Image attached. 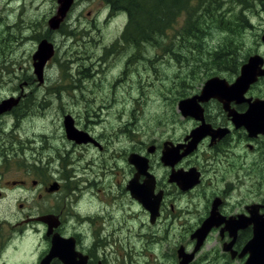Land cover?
I'll use <instances>...</instances> for the list:
<instances>
[{"label":"flooded vegetation","instance_id":"flooded-vegetation-1","mask_svg":"<svg viewBox=\"0 0 264 264\" xmlns=\"http://www.w3.org/2000/svg\"><path fill=\"white\" fill-rule=\"evenodd\" d=\"M15 1L6 0L7 8L11 9L9 4ZM77 1L73 0L61 25H64L69 12ZM98 1L107 7L108 16L118 14L116 12L118 0ZM52 9V14L48 17L47 22L56 13L57 0H52ZM120 14L127 19L125 13ZM8 19L6 15V20L0 23V104L10 98H18V101L10 110L0 114V166L2 170L9 159L18 158V154L22 153L24 147L20 138L18 119L22 114V107L25 105L23 102L25 98L35 100L38 87L46 80V67L54 58L53 55L45 64L43 82L40 84L33 71L32 56L31 66L28 69L23 66L19 58H15V60L10 57L15 51H11V55L4 57L2 52L6 47L5 42L9 45H12L11 42H19V38L15 36L18 30L16 22L8 24ZM40 23V20L33 22V19H30L29 22L23 21L20 38L25 40L27 36L34 35L33 38L37 45L43 39L52 43L53 30H50L46 23L47 26L40 32ZM46 24L44 23V25ZM3 30H5L4 33ZM27 31L30 32L29 35H26ZM263 32L264 27L253 36L251 44L246 46L244 51L241 52L238 49L225 52L226 58L223 67L218 62L217 71L204 79L196 91H192L189 95H183L179 99L181 101L198 96L205 81L214 77L225 80L229 86L232 85L240 75L241 67L247 64L251 57L258 56L261 58V65L257 63L254 67L257 74H255L254 81L246 87L240 97L241 100L229 102L228 110H224L223 105L213 98L207 101H198L202 111L201 119L182 116L175 109L174 117H168L164 122V135L158 138V143L152 140L140 142V145L145 144L144 148L148 144L150 145L146 149L143 147L136 149L135 146L124 149L123 145H119L120 149L117 156L114 155L116 158L111 169L102 166L99 171L100 162L98 159L97 161L87 159L90 162L86 164L87 167L75 166L67 171L62 168V165H58L57 169L56 160L60 158H54L52 153L56 154V148L53 149L55 146L51 141H46L45 149L42 146L46 152H41L33 146L29 147L31 157H29L30 160H28L29 158H25V160L27 163L31 162V166L35 170H48V179H41V176L37 175L38 170L35 173L32 170L28 171L19 179H0V201H3L5 197L3 190H25L23 193H27V197H31V191L34 189L36 195H34V200L30 198L31 200L35 202L37 199L49 197L51 205L43 213L40 212L38 205H35L34 208L26 206L27 200H25L27 202L25 204H18L20 218L14 226H10L11 233L6 235L0 229V264H26L23 260L14 258L9 259V263H7L8 259H1V257L2 254L9 251L8 242L12 239H19L20 236L21 239H24L26 235L23 232L29 228L33 229L37 242L35 256L31 258L30 264H39L47 254L53 234L69 240V245L73 246L74 254L78 258L80 257V260L85 258L84 264H117L106 257L105 251L108 249L109 242L102 237L105 230L104 213L111 227L117 225L119 221L118 218L114 221L115 215L110 213L117 210L115 207L124 212L121 222L127 230L130 229L126 224L134 223L138 219V225L150 231L147 241L142 244V247L147 248L148 246L160 251V258L155 256L152 260L155 264H246L250 257L247 245L254 237L257 224L264 222V53L259 51L260 48H257L264 47ZM5 35L7 36L5 37ZM40 36L46 37L39 39ZM119 40L121 43L117 40L114 47H130L124 43L121 35ZM130 54H133V51H128L127 56ZM232 60H235L236 63ZM183 82L182 79L181 86ZM8 86L11 87V91L3 95V90ZM166 102L165 99L161 103L165 104ZM34 107L32 106V110ZM249 110L254 111L252 117H256V126L259 130L254 135L249 133L245 125L237 127L232 121V113L242 116ZM131 119L135 122L134 117ZM133 121L128 122V125L134 124ZM75 125L77 130L86 133L92 141L79 145L68 140L64 135L65 140L70 142V146L81 147L85 150L86 147L93 148L99 154L108 151L110 153L111 150L112 153L114 152L115 147L107 145L114 141L115 135H117L115 129L112 138H107L105 135L108 142L104 146L88 130H80ZM201 125L206 126L214 136L203 137L193 150L186 152L187 148L184 145L188 141L185 138L192 130ZM130 130L133 131L125 128L122 132L129 134ZM41 136L46 137L47 140L50 139V134L49 137L48 135ZM32 141L34 142V139ZM166 152L169 153V157L163 154ZM131 154H137L146 160L147 173L154 181L153 194L155 196L160 194L157 215L154 219L150 212L127 190L129 181L137 172L136 168L128 162ZM122 161H124V166L119 168L118 164ZM39 164L44 166H39ZM191 170L197 178V183L191 188L184 190L177 181H170L171 175L178 172L183 174ZM62 171L63 175H61ZM145 179L146 177L141 174L137 180L139 184H143ZM70 180H75V184L72 185ZM49 181L51 183L48 184ZM28 184L32 187H28ZM51 185H55V188L50 191ZM102 193L105 201L101 199ZM184 198L187 199V207L179 208ZM44 215L55 217L57 222V227L53 228L50 236H46L47 226L42 222L35 221L36 218ZM132 215L133 217H131ZM212 215V226L202 238L200 230ZM111 219L114 223L111 222ZM117 227L119 226L117 225ZM40 231H42V239L45 242L42 251H40ZM143 231V235L138 233L139 237H143L145 233L148 234L145 230ZM169 244H172L171 249L167 248ZM10 251L12 255H17L19 248L14 246ZM139 255L143 256V253H139ZM50 264L62 263L53 258ZM123 264L125 263L123 262Z\"/></svg>","mask_w":264,"mask_h":264},{"label":"rangeland","instance_id":"rangeland-1","mask_svg":"<svg viewBox=\"0 0 264 264\" xmlns=\"http://www.w3.org/2000/svg\"><path fill=\"white\" fill-rule=\"evenodd\" d=\"M223 1L225 17L233 19V14L241 12L244 18L251 23V29L244 28L236 39L242 52L246 46L251 44L253 36L264 27V0L254 1L251 8H247L244 4H234L235 2L229 8L228 0ZM10 3H12L9 4L12 8L8 9L6 0H0V23L6 20V15L9 18L8 24L16 22L18 30L15 36L19 38V42H11L12 45L5 42L6 47L2 55L8 57L11 55V51H15L10 57L19 58L23 66L28 69L31 66V56L36 51L37 42L33 38L34 35L27 36L25 40L20 38L21 24L23 21L29 22L30 19H33V22L40 20L39 29L42 32L53 11L52 0H16ZM108 13L107 7L101 5L98 0H78L62 25L65 36L59 32V29L52 31L54 58L46 67V80L38 87L35 97L36 104L38 97L40 101L45 100V103L32 105L35 106L33 110L32 106L30 109L29 103L25 104V112L22 111L18 119L20 138L24 148L22 153L18 154V158L7 161L3 170L0 166V179H19L31 170L33 173L38 170L37 175L41 176V179H48V170H35L31 166L32 163H27L25 160V158L31 157L29 147L33 146L41 152H46L44 151L47 146L46 141H51L55 146L53 149L56 148V154L52 153L54 158H60L56 160L57 169L58 165H62V168L67 171L75 166L87 167L86 164L90 163L87 159L96 161L98 159L100 162L99 171L102 166L111 169L116 158L114 155L117 156L119 152V145H123L124 149L133 146L139 149L140 147L144 148L145 145H140V142L152 140L158 143V138L164 135V122L168 117H174L177 110L176 103L183 95H189L192 91H196L201 82L206 79L203 75L205 72L198 73L190 69L185 61H176L168 56L170 52L166 47L173 38L172 31H168L163 37L161 48L155 45L147 48H143L141 45L140 48L134 46L114 47L117 40L121 43L119 36L127 20L120 13L113 16H108ZM184 19L185 13L178 18L175 27H182ZM70 30L73 37L67 34ZM29 33L27 31L26 35ZM218 43V40L209 41L208 45L209 47L210 45L216 46ZM257 48H260L259 51L264 53V47ZM128 51H133V54L127 56ZM184 55L187 56V51L184 52ZM182 79L184 82L181 86ZM10 91L11 87H6L3 90V95ZM165 99L167 102L162 104L161 102ZM64 115H70L78 129L88 130L104 146L108 142L105 135L107 138H112L115 129L117 135H115L112 144L107 145L108 147L114 146V152L112 153L111 150L110 153L108 151L99 154L93 148L86 147L85 150L81 147L70 146V142L64 138ZM131 117L135 118V122ZM131 121L134 124L128 125V122ZM124 124L126 126H123ZM125 128L133 131L130 130L129 134H124L122 131ZM49 134L50 139L48 140L41 136L48 135L49 137ZM148 146L150 145L148 144L144 149ZM120 147L122 148V146ZM33 156L35 157L36 154ZM118 165L119 168H122L124 161ZM39 166L44 165L39 164ZM63 171L61 175H63ZM74 179L76 180V178ZM75 180L69 182L74 185ZM49 183L51 182L49 181ZM28 187L32 186L28 184ZM23 192L25 190H3L5 197L3 201H0V229L6 235L11 233L10 226H14L20 218L19 203L25 204L27 203L25 200H27L26 206L34 208L35 205H38L40 212L43 213L51 205L49 197H43L34 202V195H36L34 189L31 191V197H27V193ZM101 199L105 201L103 193ZM182 206L187 207L186 198L182 200L179 208ZM115 210L109 212L115 215L114 221L118 218L117 225L119 227L116 224L111 227L105 213L103 218L105 230L102 237L109 242L108 249L105 251L106 257L117 264H123V262L125 264H155L152 260L155 256L160 258V251L148 246L147 248L142 247V244L147 241L150 231L139 226L138 219L134 223H127L126 226L130 229L127 230L121 222L124 212L116 207ZM114 221L111 219L112 223ZM142 229L148 234L145 233L143 237H139V234L143 235ZM40 232V251H42L45 242L42 239V231ZM23 233L26 235L24 239H21L20 236L19 239H12L8 242L9 251L2 254L1 259H8L7 263L12 258L23 260L26 264L32 262L31 258L35 256L37 243L35 234L31 228L24 230ZM14 246L19 248L17 255H12L10 251ZM171 247L172 244L167 246L168 249ZM139 253H143V256H140Z\"/></svg>","mask_w":264,"mask_h":264},{"label":"water","instance_id":"water-1","mask_svg":"<svg viewBox=\"0 0 264 264\" xmlns=\"http://www.w3.org/2000/svg\"><path fill=\"white\" fill-rule=\"evenodd\" d=\"M73 0H57V9L55 15L50 18L47 22L48 28L50 30H58L63 20L67 16L68 11L72 5ZM262 41L264 42V32L262 35ZM54 55V46L47 40H41L36 48V51L32 55L33 61V71L37 75V80L40 84L43 82V70L47 61ZM260 59L258 56L251 57L247 64L243 65L240 69V75L236 78L232 85H227L225 80L219 79L217 77L208 79L203 84L200 94L196 97L189 99H184L178 102L177 110L182 116H189L200 118L201 108L198 105V101H207L210 98L216 99L223 105L224 110H228L229 102L237 99L239 100L244 93L246 87L249 83L253 82L255 79L254 67L260 64ZM253 68V70H252ZM251 70V71H250ZM251 73L252 76H249ZM241 100V99H240ZM18 98H10L4 100L0 104V114L11 109L15 106ZM250 108V107H249ZM231 114V112H230ZM254 111H248L242 116L232 113V121L235 126L245 125L249 133L252 135L256 134L258 126H256V117H252ZM201 119V118H200ZM247 124V125H246ZM256 126V127H255ZM63 129L65 136L68 140L74 141L77 144L87 143L92 141L86 133L77 130L73 125V119L70 115H64L63 117ZM254 130V131H252ZM256 132V133H255ZM214 136L206 126L201 125L196 129L192 130L189 135L185 138L188 141L184 146L187 148L186 152L193 150L198 142L205 136ZM171 153V152H170ZM166 157H169V153H163ZM161 160H163L161 158ZM128 162L136 168V174L129 181L127 190L130 192L131 196L138 201L146 210L151 214L152 219L157 215L158 204L160 200V194L155 196L153 194L154 181L151 176L147 173L146 160L137 154H131L128 158ZM144 175L146 179L143 184L138 183V177ZM151 177V178H150ZM170 181H177L179 186L186 190L191 188L197 183V178L193 170L186 173L173 174L170 177ZM55 185H51L49 190H53ZM214 209V208H213ZM263 218V217H261ZM211 218L204 223L202 230V238L205 236L209 227L212 226ZM264 219V218H263ZM44 223L47 226L46 236H50L53 228L57 227V222L55 217L51 215H44L35 219ZM70 241L59 237L57 234L51 236V246L47 254L40 260L39 264H50L53 258L58 259L62 264H84V260H80L76 254L73 252V246L69 245ZM262 244V245H261ZM250 257L246 264H264V222H259L257 224V229L254 230V237L247 245ZM78 258V260H77Z\"/></svg>","mask_w":264,"mask_h":264},{"label":"trees","instance_id":"trees-1","mask_svg":"<svg viewBox=\"0 0 264 264\" xmlns=\"http://www.w3.org/2000/svg\"><path fill=\"white\" fill-rule=\"evenodd\" d=\"M257 0H228L229 8L234 4H244L247 8ZM117 13H125L126 24L121 37L126 45L143 48L153 45L161 48L163 37L172 31L173 38L166 47L170 57L186 62L190 69L198 73L205 72V78L217 71V63L224 65L225 52L240 49L237 37L244 28L251 29L241 12L233 14V19L225 17L223 0H118ZM195 4V6H192ZM185 13L184 24L176 28L178 18ZM59 32L65 36V31ZM222 33V35H221ZM73 37L71 30L67 33ZM46 37L40 36L39 39ZM218 40L216 46L209 47L208 42ZM208 41V42H207ZM149 45V46H148ZM140 48V47H139ZM165 51V49H164ZM187 51V56L184 52ZM167 53V52H165ZM235 56L233 55V59ZM234 63L235 60H232ZM37 100V104L45 103ZM36 105V101L25 98L23 104ZM25 112V105L22 107Z\"/></svg>","mask_w":264,"mask_h":264}]
</instances>
